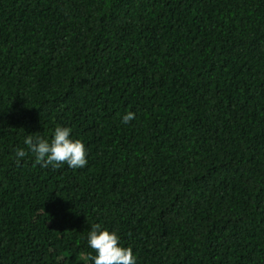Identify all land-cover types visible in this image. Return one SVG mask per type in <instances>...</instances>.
Listing matches in <instances>:
<instances>
[{
  "label": "trees",
  "instance_id": "16d2710c",
  "mask_svg": "<svg viewBox=\"0 0 264 264\" xmlns=\"http://www.w3.org/2000/svg\"><path fill=\"white\" fill-rule=\"evenodd\" d=\"M57 125L86 166L35 162ZM97 223L136 264H264V0H0V264H94Z\"/></svg>",
  "mask_w": 264,
  "mask_h": 264
},
{
  "label": "clouds",
  "instance_id": "9594fccd",
  "mask_svg": "<svg viewBox=\"0 0 264 264\" xmlns=\"http://www.w3.org/2000/svg\"><path fill=\"white\" fill-rule=\"evenodd\" d=\"M135 118L131 111L122 117V122L127 124ZM71 129L57 125L51 140L42 137H25L24 144L27 150L34 154L35 162L41 167L58 168L63 164L76 169L87 165L86 149L79 139H72ZM15 155L19 158L27 155L24 148H17ZM88 244L94 250L95 255H90L94 264H136L131 246L124 247L119 243V237L115 232L102 228L100 224H93L88 233Z\"/></svg>",
  "mask_w": 264,
  "mask_h": 264
}]
</instances>
